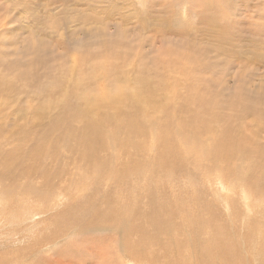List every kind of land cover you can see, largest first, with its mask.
<instances>
[{
  "label": "bare ground",
  "instance_id": "1",
  "mask_svg": "<svg viewBox=\"0 0 264 264\" xmlns=\"http://www.w3.org/2000/svg\"><path fill=\"white\" fill-rule=\"evenodd\" d=\"M221 21L211 9L203 13L200 29L196 27L193 32H206L209 41L200 43L188 40L184 27L175 28L168 21L151 26L163 29V34L174 32L183 43L155 55V72L149 77L138 72L128 88L124 84L130 80L124 76L123 64L130 57L140 64V58L134 57L132 49L123 50L122 45L100 44L99 52L84 50L70 58L76 69H82L73 75L71 88H66L71 84L67 76L59 82L54 78L57 83L50 80L45 91H39L41 86L37 89L39 94L33 97L36 103L23 107L12 99L10 103L0 102V247L11 238L16 243L15 238L26 233L18 249L4 253L5 259L0 255V264H83L72 258L84 256L88 247L90 254L110 257V264H151L134 259L141 251L136 233L141 224L144 228L140 232L152 239L143 249L147 253L176 245L171 244L175 242L173 229L191 237L186 258L168 255L162 249L166 259L158 256L166 264H210L212 256L224 264H264V242L260 243L264 229L256 231V244L248 235L238 239L233 234L229 240L228 232L218 231L219 220L207 201L187 193L177 195L165 187L173 175L197 173L208 161L215 166L225 160L229 167L234 161V168L240 164V169L242 163L249 167L244 181L264 199V102L253 95L245 99L241 93L238 103V96L219 102L207 92L220 71L218 64L207 60V53L221 52L220 57L228 58L237 48V58L248 60L241 48L226 42L227 24ZM254 59L262 61L260 56ZM17 68H10L11 77L0 76L1 96L17 91L13 81L35 86L33 80L29 82L34 79L27 71L29 67L26 73L24 67L20 71ZM16 70L18 74H14ZM99 81L104 83L98 85ZM111 84L116 92L109 98L106 86ZM96 86H101L99 96L95 95ZM53 95L61 97L54 102ZM147 110L150 113L146 114ZM149 137L154 142L150 146ZM131 150L149 158L138 162L129 157ZM94 154L96 157L91 156ZM99 154L106 156L100 158ZM63 163L78 173L67 184L60 182L67 172ZM112 166L114 171L109 169ZM231 169H223L224 174L232 175ZM81 170H85L84 175ZM133 176L145 180L144 189L139 191L132 184ZM69 190L78 195L74 199L70 194L72 199L59 210ZM220 224L224 226L222 221ZM154 230L164 238L159 240ZM88 232H101L105 237H88ZM75 235L86 236L78 244L80 250L73 251L74 244L71 247L68 242V250L56 255L60 248L55 247ZM202 236L208 239L202 240ZM238 242L248 250L245 262L236 252L242 246ZM49 250H53L55 261L45 255Z\"/></svg>",
  "mask_w": 264,
  "mask_h": 264
},
{
  "label": "rangeland",
  "instance_id": "2",
  "mask_svg": "<svg viewBox=\"0 0 264 264\" xmlns=\"http://www.w3.org/2000/svg\"><path fill=\"white\" fill-rule=\"evenodd\" d=\"M64 1L0 0V76L5 75L11 77L9 70L14 65L18 66V71L21 70V67H24V71L29 67L27 71L34 77L29 82L33 80L35 83V86H25L23 82L13 81L12 86L17 91H12L13 94L11 96L9 94L1 96L0 94V102L5 101L10 103L12 99L23 107L30 103H36V99L33 97L39 94V91H45L50 80L57 83L59 79L60 81H64L68 78L71 84L66 88H71L74 82L73 77L81 72L82 69H76L70 58L72 55L84 50L92 49L91 51L99 52L100 44L122 45V47H125L122 48L123 50L132 49L131 52L133 54L136 53L134 57L137 55V58H140L142 62L140 64L136 62V58H134V62L132 57L123 64V72L126 74L124 76L130 80L129 83L125 82L124 84L125 86L128 85L126 86L128 88L133 83V80L138 77L139 73L141 75L143 73L142 76L144 77H149L152 72H155V55L157 56L167 47L170 48L173 46L176 48L177 46L180 47L183 43L178 40L179 35L174 32L163 34V29L154 28V30L151 26L168 21L171 25H175V28L182 29L184 27L188 33V40L196 43H200L199 41L208 42L206 32L198 30L194 34L193 31L196 27L200 29L201 17L209 9H211V12L218 13V17L222 20L221 24H227L228 39H226V42H229V46L237 45L248 56V60L237 58V54L239 53L237 48H233V52L228 58L220 57L221 52L207 53V60L211 63L218 64L220 67L217 76L213 77L215 82L209 85L207 92L211 96L213 95L219 102L221 100L228 102L231 101L232 97L238 96V103L242 101L239 99L240 93L245 99L253 95L257 97L256 99L264 102V0H95L94 2L92 0H70L66 5H63ZM142 24L148 25V28H142ZM103 34L105 35L104 37ZM100 41H104V43ZM257 56L262 57V61L259 62L254 59ZM145 57L146 59H143ZM35 62H37L36 66L30 67ZM17 70L14 74H18ZM142 70L144 71L141 72ZM36 73L38 76H36ZM171 74L172 77H175L173 73ZM95 75H98V73H95ZM170 81L172 82L173 79ZM103 83L104 81H99L98 85ZM40 86L41 88L39 89ZM113 86L112 84L106 86L109 92V98L115 95L116 90ZM181 92L185 93L184 90H181ZM100 94L101 86H96L95 95L99 96ZM53 96L52 101L54 102L58 101L55 99L61 97ZM57 105L59 106L60 104ZM74 105L72 103L73 108ZM102 111L105 112L104 110ZM148 111L150 113V110H147L146 114H148ZM33 131L35 132L36 129ZM262 135L264 136V134ZM147 143L149 146L153 145L154 142L151 137L148 138ZM78 150L83 152V149ZM131 152L132 154L129 153V157L138 159V162L149 158L148 156L141 158L137 155V152H134L137 156L134 155L132 150ZM95 155L97 154L91 156L96 157ZM67 156L66 154L63 158L66 159ZM101 156L105 157L106 155L102 154ZM101 156L100 158H102ZM232 162L233 166L231 165L229 167L230 164L227 165L225 160H222L224 165L221 163L215 164V166L213 165L214 163L212 164L208 161L206 163L207 170L210 169L208 174H206V168H204L201 171L199 170L200 172L198 171V174L191 171L192 173L189 176L173 175L175 178H169V181L166 183L168 185L166 186L162 181L159 182L164 184L162 186L169 187L168 189L175 191L177 195L187 193L188 195L202 197L205 203L207 201V204L215 211L217 219L219 220L217 224L218 231L224 230L228 232L229 236H231L229 240H232L234 235L238 239L243 235H248V238L252 239L256 244L259 241L256 237V231L258 229H264V199L258 198L250 190V186L244 181L249 176V167L243 166L242 163V169L240 168V171V164L237 165V168H234V164L236 163L234 161ZM62 165L67 172L63 175L65 178H60V182L65 181L67 184V181L71 178L72 180L76 178L78 173L65 163ZM212 166L217 172H215ZM229 168H232L233 176L228 175L231 172H225L224 174L223 169L227 171ZM109 169L114 171L116 168L112 166ZM84 172L85 170L80 171L82 175H84ZM134 179L135 177L133 176L131 178L132 184L136 185L139 191L140 187L144 189L143 186H146L145 180L140 178L137 180ZM70 191H68L67 197H63L61 203L64 204L61 206L59 204V210L64 209L66 207V201L68 203V200L72 199L71 197L73 195L70 194H74V199H76V195H78L77 191ZM204 202L203 205H205ZM179 220V218L176 220L177 225L181 224ZM221 221L224 226L220 224ZM142 228L144 226L141 224L138 225V229L136 230L139 236L138 245L141 251L134 259L146 260L151 264H166L161 260L162 258L166 259V254H172L181 258H186L190 255L187 251V243H191L189 241L191 237L187 234H181L183 231H174V229L173 238L175 237V242L171 244H176L177 246L173 245L168 248L158 247L156 251L144 252L143 249L151 245L152 239L148 234L140 232ZM153 233L159 236V240L164 238L160 236L162 233L157 230H154ZM25 235L26 233L22 237L15 238L16 243H13L11 238L10 243L0 247L1 258L5 259L4 253L18 249L23 241L26 240ZM85 235L93 238L96 236L100 240L105 237L104 233L102 234L101 232H88ZM85 235H75L59 243L55 247V250L60 248L56 255H59L63 250H68V242H71V247H73V244L74 247L77 246V248H72L73 251L80 250L79 245L85 239ZM205 236H202V240L204 238L208 239ZM263 242L260 240V243ZM238 244L242 246L237 248L236 252H239L242 262H245L248 250L245 244L241 242H238ZM65 245H67V248ZM162 249H165L166 254ZM45 255L48 256L49 260L55 261L53 250L46 251ZM158 255L162 258L160 259ZM72 259L77 263L82 262L83 264H110L111 261L110 257L101 259L99 255L90 254L89 247L84 256L78 257L77 255ZM62 264L70 263L64 262ZM210 264L224 263L222 260L212 256Z\"/></svg>",
  "mask_w": 264,
  "mask_h": 264
}]
</instances>
